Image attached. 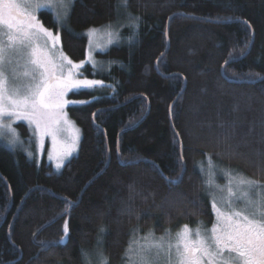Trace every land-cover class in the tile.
<instances>
[{
    "label": "trees",
    "instance_id": "16d2710c",
    "mask_svg": "<svg viewBox=\"0 0 264 264\" xmlns=\"http://www.w3.org/2000/svg\"><path fill=\"white\" fill-rule=\"evenodd\" d=\"M39 16L75 63L89 29L120 40L82 69L102 84L69 95L81 140L61 170L0 143V264H126L134 230L209 227L208 158L264 185V0H74L62 26Z\"/></svg>",
    "mask_w": 264,
    "mask_h": 264
},
{
    "label": "snow or ice",
    "instance_id": "6c2138e0",
    "mask_svg": "<svg viewBox=\"0 0 264 264\" xmlns=\"http://www.w3.org/2000/svg\"><path fill=\"white\" fill-rule=\"evenodd\" d=\"M73 2L0 0V139L6 138L7 132L11 146L21 143L13 124L24 121L34 135L50 136L55 147L58 135L68 124L64 108L77 103L65 99L67 93L102 84L77 78L87 61L74 63L58 50L59 35L37 18L41 9H51L54 22L62 26ZM122 4L126 9L128 0H122ZM131 26H135V21ZM99 31L89 29L88 36L94 37ZM104 33L109 44L118 39L111 25L105 27ZM77 139L63 144L56 153L57 169L62 166L61 158L71 155ZM28 155L31 157L32 153ZM49 159H53L52 154ZM212 167L209 158V168ZM209 175V188L227 192L220 203L210 193L216 217L212 227L198 225L193 230L184 225L174 239L170 233L159 240L150 239L151 234L132 239L125 252L126 264H158L161 256L165 257V264H264V191H258V182L234 176L230 170H224L227 184L223 188L216 185L213 172ZM67 232L65 225L64 234ZM97 256L98 264H108L102 252Z\"/></svg>",
    "mask_w": 264,
    "mask_h": 264
},
{
    "label": "rangeland",
    "instance_id": "374dc122",
    "mask_svg": "<svg viewBox=\"0 0 264 264\" xmlns=\"http://www.w3.org/2000/svg\"><path fill=\"white\" fill-rule=\"evenodd\" d=\"M121 2H122V0H121ZM44 10L50 11L53 15V11L51 9H41L37 13V18L40 20V22L43 25H44V23H43V21L39 15ZM68 18H69V16H68ZM68 18H67V20H68ZM67 20H66V22H67ZM66 22H64L62 25H64ZM122 24H124V23H122ZM104 29H105V27L98 29L100 31L94 37L90 38L88 36L89 42H88V48H87V55H86V59L84 60L87 62L84 63V67L79 70L80 73L82 72V69H84L87 65H90L91 67H93V64H95V67H93L94 69H96V70L103 69L104 68V62H102L99 59L97 54L107 52V50L112 45H114V43H116L120 40L119 32H118L120 30L119 26L112 24V31L114 33H118V39H114V42L110 43V44L107 43L108 37L105 35ZM49 30L52 31L51 29H49ZM52 32L54 35L55 34L59 35V33H57V32H54V31H52ZM87 35H88V33H87ZM59 37H60V35H59ZM90 40H91V43H90ZM57 49L63 51L62 44H61V38H60L59 44L57 45ZM90 52H91V59L89 58ZM63 53H64V51H63ZM64 55H66V54L64 53ZM94 58H96V59H94ZM77 78L78 79H85V78H83L82 75H79ZM96 86H99V85H96ZM96 86H94V87H96ZM94 87H92V88H81L79 90L74 89L72 91H69L67 93L65 99L72 101L69 98V95L71 93L79 92L81 90H92ZM78 104H80V103H78V102L77 103H69L68 105L65 106L64 111L66 113V119L68 121V124L64 125V131H62L58 135V137H57L58 144L55 147L53 145V141H52V138L50 136L40 137L39 134L34 135L33 132L29 130L28 124L24 121H19V122L13 124V127L16 129V131L19 134V140L21 141V143H17L15 146L9 145L8 139L10 138V134H8L7 132L5 133L6 138L0 139V143L4 144L5 146H7L8 148H10L13 151H23L28 157H29L28 152H31L32 156L29 157L31 160H34L35 162H37L39 164L44 159H46L47 162L52 164L56 170H61L65 166V164L76 155L78 148H79V143L81 140V131H80L79 127L77 126V124L71 119V117L68 114V108L71 106H74V105H78ZM73 138H78L75 149L71 152V155H68L66 157L61 158L62 159V166L59 169H57V167H56L57 161L55 159L56 153L60 151L63 144H70L72 142ZM16 149H18V150H16ZM50 154L53 155V159H51V160L49 159ZM207 160H209V158ZM211 163L214 166L211 169L209 168V161H206V162L200 164V170L203 169V170H201V173L203 174V176L205 178L204 179L205 180V194H206L207 198L210 200L211 204H212V196H210V193L214 194L217 203H220L221 199L227 195V192L221 191L219 188H216V187L209 188L207 186V181L210 178V175H209L210 172H213L215 174L214 175L215 183H216V185H219L220 188H223L227 184V179L224 175V170H230L234 176L235 175H241L246 179L255 181V180L247 177L245 174H243V173H241L235 169H233V170L228 169L227 167L220 166V165L217 167L216 164L212 160H211ZM258 184L260 186L258 188V191H264V185L261 183H258ZM212 211H213V209H212ZM215 219H216V217H215V213L213 211V221L209 227L206 225V223H200L198 225L202 226L203 228L210 229L212 227V225L214 224ZM182 227L179 228L176 231V233L179 232L182 229ZM188 227L190 229H193V230H195L197 228V227H190V226H188ZM169 233L171 234V238L174 239L176 236V233L173 231H170V230H168V232H166L165 234H162V235H156V233H154L153 231L146 232L145 234H143L140 231H137V232H134L132 239H141L142 237L151 234L149 237L150 239L159 240V238H161V237L167 238ZM99 244H100V242H99ZM97 253H98V251L94 253V258L96 259V262H95L96 264H98ZM158 264H165V257L161 256Z\"/></svg>",
    "mask_w": 264,
    "mask_h": 264
},
{
    "label": "bare ground",
    "instance_id": "6f19581e",
    "mask_svg": "<svg viewBox=\"0 0 264 264\" xmlns=\"http://www.w3.org/2000/svg\"><path fill=\"white\" fill-rule=\"evenodd\" d=\"M94 59H96V58H94ZM99 61V60H98Z\"/></svg>",
    "mask_w": 264,
    "mask_h": 264
}]
</instances>
